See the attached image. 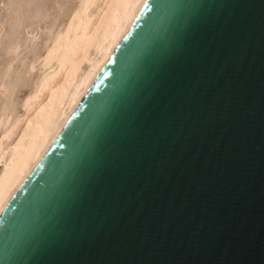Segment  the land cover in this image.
Here are the masks:
<instances>
[{"label": "water", "instance_id": "95a60500", "mask_svg": "<svg viewBox=\"0 0 264 264\" xmlns=\"http://www.w3.org/2000/svg\"><path fill=\"white\" fill-rule=\"evenodd\" d=\"M0 264H264V0H144L0 211Z\"/></svg>", "mask_w": 264, "mask_h": 264}, {"label": "bare ground", "instance_id": "6f19581e", "mask_svg": "<svg viewBox=\"0 0 264 264\" xmlns=\"http://www.w3.org/2000/svg\"><path fill=\"white\" fill-rule=\"evenodd\" d=\"M143 2L68 0L45 47L29 66L35 68L37 63V73L20 99L17 113L11 99L14 78L4 81L10 64L4 69L0 78V211L83 96Z\"/></svg>", "mask_w": 264, "mask_h": 264}, {"label": "rangeland", "instance_id": "374dc122", "mask_svg": "<svg viewBox=\"0 0 264 264\" xmlns=\"http://www.w3.org/2000/svg\"><path fill=\"white\" fill-rule=\"evenodd\" d=\"M67 1L0 0V78L10 64L4 81L14 78L11 99L16 113L21 97L37 73V63L35 68L29 66L45 47Z\"/></svg>", "mask_w": 264, "mask_h": 264}]
</instances>
